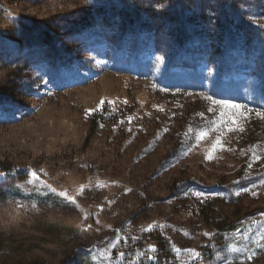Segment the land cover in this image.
<instances>
[{
	"label": "rangeland",
	"instance_id": "1",
	"mask_svg": "<svg viewBox=\"0 0 264 264\" xmlns=\"http://www.w3.org/2000/svg\"><path fill=\"white\" fill-rule=\"evenodd\" d=\"M257 111L264 0H0V264H264Z\"/></svg>",
	"mask_w": 264,
	"mask_h": 264
},
{
	"label": "snow or ice",
	"instance_id": "2",
	"mask_svg": "<svg viewBox=\"0 0 264 264\" xmlns=\"http://www.w3.org/2000/svg\"><path fill=\"white\" fill-rule=\"evenodd\" d=\"M212 103L222 109H224V111L220 112V120L218 122H213V131H219L220 132V136H222L224 134L225 131L227 132H232L237 130L236 128L233 127H229L228 126V122L225 120V117H228V120L231 121L232 125H237V119L236 117H244V113L245 112H250L252 110L247 109L245 106L240 105V104H231L228 101H212ZM244 109V111H241V109ZM257 116L261 117L262 119H264V114H262L261 112L257 111L255 113ZM221 125H224L223 128H221ZM239 131H244V129L242 127H240L238 129ZM206 136V133L204 131H200L197 133V137L200 140H203ZM220 136H217V138L215 139V141L212 144V148L210 149L207 158L211 159L212 157V152L216 149L217 146L221 145V139ZM249 167H251V164H249ZM262 184H264V181H261ZM195 195L200 196V193H196ZM147 230H151V226H149V229ZM113 247H115V245H113ZM188 251V253L190 255H192L194 258L198 259L199 254L195 253L194 250H186ZM229 255L233 254V253H237L239 252L238 249L236 248H229ZM256 255L255 251L252 250H248L245 249L243 252H240L239 255L236 257L235 260H227L226 257L221 258L223 260H226L227 264H245V261H251L252 258ZM110 258V257H109ZM147 259L151 260L153 259V257L148 256Z\"/></svg>",
	"mask_w": 264,
	"mask_h": 264
}]
</instances>
